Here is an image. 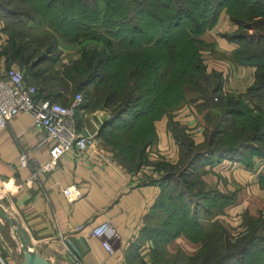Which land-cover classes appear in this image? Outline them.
I'll return each instance as SVG.
<instances>
[{
    "label": "trees",
    "instance_id": "obj_1",
    "mask_svg": "<svg viewBox=\"0 0 264 264\" xmlns=\"http://www.w3.org/2000/svg\"><path fill=\"white\" fill-rule=\"evenodd\" d=\"M39 1L41 3H38ZM111 2L113 1L108 2V8L114 16H104L102 21H98L100 18L97 17L96 0H36L37 7L30 11L15 4L8 7L0 6L2 12L0 17L6 20L0 25V31L7 37L5 45L0 50V55L5 57L7 66L14 63L25 71L24 75L38 79L37 90L41 96L55 100L64 98L65 93L68 96L70 91H82L85 95L79 106L86 104L91 109L99 105L107 107L111 103V98L115 97L114 88L120 87L121 89L120 84L128 87V82H132L133 85H130L124 99L119 101L121 105L115 106L110 119L100 128L99 135L115 147L120 139H125L126 144L122 143L118 149L128 151L129 154L124 156L120 152L115 154V157L122 166L130 171H136L141 165L150 162L149 147L155 141L156 135L154 121L160 117L169 116L168 126L177 146H182V140L175 130L181 135L185 130L177 122L171 120L172 113L168 115L170 112L168 108L172 102H175L174 98H170L173 92L182 95L180 86L183 82L182 74L186 71L177 69L178 72L168 79L163 54L151 60L144 56V50L149 51L160 47L172 50L176 47V37L179 38L181 34H185L184 42L188 45L185 60L191 66L192 72L188 71L186 75L191 80L195 74L199 81L206 82V84L208 81L211 82L208 85H211V89L207 100L212 103L213 108L218 110L215 117L217 119L214 122L215 128L211 131L203 128L205 134L201 143L209 146L204 152L208 155H216L213 154L216 152L219 157L216 161L232 155L240 157L244 151L264 158V0H156L157 7L151 6L145 0H116V4H111ZM222 7H225L226 12L239 28V31L235 33L237 36L234 37L238 47L232 52V61L236 65L255 67L252 83L244 95L237 98L221 92L219 74L214 73L210 77L205 73L204 67L198 60L197 43L199 41L192 37L197 34L200 26L214 18ZM135 20L142 22L148 29L144 30L136 26ZM50 21L58 35L53 31H48L47 27L45 32L35 33L34 29L39 28L38 23L47 26ZM244 22H250L251 25L246 28ZM94 24H104L108 28L107 31L113 33V37H118L119 44L130 48L133 55H142L138 61L132 60L133 68H130L129 60L126 59H120L121 61L116 65L117 56L114 57L112 53L111 40L109 37L105 39L102 34L92 32ZM59 29H63L64 32L61 33ZM250 29L253 30L251 34L248 31ZM46 37L52 38L54 43L47 45L44 40ZM62 41L66 42L67 45H63L68 54L70 53L67 61L62 63L59 69L52 66L40 67L41 64L50 60L49 54L54 49L60 48ZM124 56H128V53H124ZM51 60L54 61L52 58ZM114 65L118 74L127 75L128 82L119 81L114 84V75L110 73L105 76V86L102 87L106 90L105 94L96 89L89 99V94L86 93L87 87L101 84L97 83V80L101 78V70L107 66L114 67ZM203 91L208 90L203 89ZM216 93H219L218 103L212 101L214 97L212 94ZM230 117L241 118L240 123L243 126L236 125L239 127V132L234 134L235 139L227 137L226 144L215 147L216 139L221 138L220 136L224 133L227 134L221 124ZM247 125L249 129L245 130L244 127ZM207 132H209L208 136ZM187 136L186 138H189L187 151L190 154L186 160L189 166L195 163L202 152L189 151L195 148L196 143L191 134ZM245 141H251V145L244 144ZM253 142H259L260 145ZM181 153L180 151L179 159ZM239 160L242 159L239 158ZM243 160L242 162L248 165V162ZM180 163L184 162L180 160ZM165 164L172 165L168 161H160L155 166L159 170H164ZM175 166L173 164L170 167ZM165 178L163 175L160 195L152 209L162 195ZM223 198V196L220 197V199ZM209 199L210 197L206 196L205 200L192 201L190 208H182V213L184 210L187 211V219L195 224L199 223L202 211L206 210L210 213L207 207ZM149 235L151 233L146 226L141 231L140 242L151 238ZM254 239L243 238L240 244L235 245L225 241L226 248L230 246L232 249L228 247L226 250L220 248L216 250L214 246L215 251L213 254L211 252L210 264H262V260H252L249 261L252 263H248L247 256L254 247L248 250L247 245H252ZM199 256L196 254L192 260L199 261V264H205L208 261L207 256L204 259ZM136 258L135 254L134 264H145L141 259ZM150 264H153L151 253Z\"/></svg>",
    "mask_w": 264,
    "mask_h": 264
},
{
    "label": "crops",
    "instance_id": "obj_2",
    "mask_svg": "<svg viewBox=\"0 0 264 264\" xmlns=\"http://www.w3.org/2000/svg\"><path fill=\"white\" fill-rule=\"evenodd\" d=\"M6 38L0 31V50ZM233 48L225 38L217 37L216 49L220 53L230 54ZM12 65L17 66L14 63L7 66L5 57L0 55V77ZM235 70L236 76H241L238 77L241 84L251 82L253 67L240 65ZM24 80L36 84L38 89V79L24 75ZM110 117V111L103 105L94 109L80 105L75 112L76 129L83 135H95V143L83 152L64 155L51 169H41L48 162L49 148L43 141V130L33 124L30 114L20 113L0 130V205L22 225L36 251L50 264H134L135 254L150 264L147 239L142 242L139 239L161 191L163 172L155 165L160 161L175 162L178 146L168 126V116L160 117L154 121L156 135L149 147L150 162L130 171L116 160L111 146L99 135ZM171 120L188 128L195 143L202 142V123L193 111L187 108L173 111ZM24 152L29 153L27 166L18 161ZM218 167H227L223 176L238 184L235 201L224 208L219 220L225 219L233 226L230 217L236 219L254 203L264 208V190L255 183V176L231 162H219ZM65 187H72L80 196L66 198L62 193ZM101 221H108L114 230L111 253L98 238L87 235L88 226ZM80 225L84 229L78 232L74 228ZM6 230L0 223V235ZM5 237L7 240L8 236ZM175 244L184 242L176 238ZM8 252L3 246L0 264H21L20 259Z\"/></svg>",
    "mask_w": 264,
    "mask_h": 264
},
{
    "label": "rangeland",
    "instance_id": "obj_3",
    "mask_svg": "<svg viewBox=\"0 0 264 264\" xmlns=\"http://www.w3.org/2000/svg\"><path fill=\"white\" fill-rule=\"evenodd\" d=\"M35 1L36 0H0V6L8 7L15 4L24 10L26 9L30 11L37 7ZM96 1L98 6L97 17L98 19L100 18L98 21H102L104 16H114V13L108 8V2L110 0ZM112 1L113 2H111V4H116V0ZM145 1H147L153 7H157L156 0ZM38 3H41V1ZM1 15L2 12L0 10V16ZM230 17L231 16L228 15L225 7L220 8L216 16L204 22L198 29L197 34L192 35V37L199 41L197 43L198 60L204 67L205 73L210 75V77L214 73L219 74V77L221 78V92L227 95L230 94L237 98L244 95L248 86L252 83L254 72L251 82H247L246 85H244L245 82L241 84V79L238 78L241 76H236V66L240 65H236L232 61V52L238 47V44L234 41V37L237 36L235 33L239 31V28ZM4 22H6V20H3V18L0 17V25ZM134 23L141 29H148L146 25H144L139 20H135ZM38 24L39 28L34 29L35 33L37 34L45 32L46 27L48 31H53L55 33L57 32L54 29L51 21L48 22L47 26H45V24ZM244 25V27L247 28L249 25H251V23L244 22ZM83 27H86V25H83ZM107 29L108 28L104 24H94L91 31L102 34L105 39H108L107 37H109L112 42L110 45L112 47V53H114V57L117 56L115 62L116 65L121 61L120 59H126L129 60L130 68H133L134 64L132 60L138 61L142 55H133V53L130 52L131 49L126 47V45L119 44L118 37H113V33L110 31L108 32ZM59 31L61 33L64 32L63 29H59ZM248 31L251 34L253 30L250 29ZM184 36L185 34H181L179 38L178 36L176 37V47L172 50H169L165 47H160L149 51L144 50V56L146 58L149 57L152 60L154 57L158 58L163 54V58L166 60L168 79H171L175 73L178 72L177 69L186 71L182 74L183 82L180 86L182 87V95L173 92V94L170 96V98L175 99V102H172V104L169 106L168 110L170 109V112H168V115L169 113L177 111L178 109L187 108V110L193 111L195 115L198 116L199 122L202 123V128H205L207 131H211L215 128L214 122L217 119H215V117L218 114V110L213 108L211 106L212 103L207 100L208 96H210L211 89V85H208L211 82L208 81V84H206V82H201L195 74H193L191 80L186 75L188 71L190 73L192 72L191 66L187 64L185 60V57L187 56L188 45L184 42ZM217 37L225 38L228 42L234 45V48L230 54L220 53L216 49ZM44 40H46L47 45L54 43L52 38L46 37ZM65 41H62L60 48L54 49L53 52L49 54L50 60L41 64L40 67L52 66L55 67V69H59L62 63L67 61L70 53L68 54L66 48L64 47L67 45ZM113 47H115V49ZM124 53H128V56H124ZM51 58L54 59V61H52ZM228 66L230 68L229 70H226ZM126 68L127 66L125 69ZM253 68L255 70V67ZM116 71L115 65L114 67L107 66L101 70V78L100 80H97V83L101 84L98 86L90 85L86 89V93L89 94V99L92 97V94H94L96 89L100 93L105 94L104 92H106V90H104L102 87L105 86V76L110 75V73H112V76L114 75V84L119 81L128 82L127 75L118 74ZM225 72L228 73L227 76L229 75V78L227 77V79L224 77ZM128 83V87L125 84H120L121 89L120 87L114 88L115 97L113 99L111 98V103L106 107L110 111V114L112 111H114L116 105H121L119 101L124 99V95L129 91L130 85H133L132 82ZM33 85L37 87L36 84ZM224 86L226 87L225 91L223 90ZM72 89L73 88H71V90ZM203 89H207L208 91L204 92ZM78 94L80 95L81 102H83L85 92H76L75 90L70 91L68 96L65 93L66 96H64V98L55 99V101L67 106L71 103V99H73ZM70 96L73 98H69ZM212 97V101L214 103L219 102L217 100L219 93H216L215 95L212 94ZM247 104L249 105L248 102ZM248 105L244 104V106ZM246 110L247 109H245V111ZM227 119V121L221 124V127L227 131V134L224 133L222 136H220L221 138L216 139L214 143L215 147L226 144L228 142L226 141L227 137L235 139L236 137L234 134L239 132V127H236V125L243 126L240 123L242 121L241 118L230 117ZM179 126L185 130L182 135L179 133V131L175 130L178 137H180L182 140V146H178V157L176 161L168 162L169 164H175L176 166L171 168L170 166L172 165L169 166L165 164L166 167L164 170H162L163 175L166 177L163 180L162 195L158 199L155 207L150 211V215L148 216L146 222V226L151 233V235H149L151 238L147 239L149 255H147V253L146 255L148 261H150L151 253L153 264H199V261L196 262L192 260V257H194L196 254H199L201 259H204L207 256L208 261H206L205 264H210L211 262L209 261L212 258L211 252L213 254L215 251L214 246L216 250L218 248L226 250L228 247V249H232L230 246L226 248L225 241H229L232 245H235L237 243L240 244L243 238L247 240L250 238H255L252 245H247L248 250H250L252 246L254 247L250 250L249 255L247 256L248 263H252L249 262L252 260H262V264H264V208L260 207L259 204L254 203V206L250 207L249 209H245L241 214H239L238 217H235L236 219L230 217L229 220L231 224H234L233 226H231L230 223H226L225 219L219 220L218 217L224 215V208L229 205V202L231 200L232 203L235 201L232 198L238 192V184H236L237 182L235 181H229L228 178L223 176V172L226 171L227 167L217 168V163L222 161L226 163L231 162V165L235 164L236 166H240V168L244 169V171L246 170L247 173L249 172L251 175L255 176V183H258L261 189L264 190V158L255 156L248 151H244L240 157L237 155H232L231 157L221 158L220 160L216 161L219 159L217 153H213L216 155H208L207 152L205 153L204 151H206L209 146L200 142L196 143L195 148L189 150L195 151L196 153L202 152L201 155L197 157V163L195 161L194 164H189V166H187L188 161L186 158L190 152L187 151L189 138H186V136H189L190 132L184 125L179 124ZM244 128L245 130H248L249 126L247 125ZM202 133L204 136V130ZM208 134L209 132H207V136ZM113 139H115V137ZM122 143L126 144L125 139H120L118 141L117 147L108 143L111 146L114 155L120 152L123 153L124 156L129 154L128 151L118 149ZM245 143H249L251 145V141H245L244 144ZM253 143L260 145L259 142ZM212 149H214V147H212ZM180 151L182 152V155L179 159ZM239 158L248 162V165L243 163L242 160H239ZM116 160L119 161L118 158ZM180 160H182L184 163L181 164ZM206 196L210 197L207 202V207L210 209V213L206 212V210L202 211L201 215L199 216V223L195 224L187 219V211L184 210L182 213V208H190L192 201H196L197 199L205 200ZM221 196L224 198L220 199ZM186 200L188 202H186ZM0 223L7 229L5 233H2L3 231H1V235L4 234L5 236H8V239L6 240L5 236L0 235V255L2 254L1 252H3L4 246L7 251H9L8 253H10L11 257L13 256L17 260H22L20 241L14 228L5 223L1 218ZM176 238H181V241H183L184 244L174 245ZM190 243L198 245L192 246ZM175 247H177L176 251H174Z\"/></svg>",
    "mask_w": 264,
    "mask_h": 264
},
{
    "label": "built area",
    "instance_id": "obj_4",
    "mask_svg": "<svg viewBox=\"0 0 264 264\" xmlns=\"http://www.w3.org/2000/svg\"><path fill=\"white\" fill-rule=\"evenodd\" d=\"M80 101L79 94L67 106L39 97L36 86L25 82L23 70L11 66L0 77V130L20 113L30 114L33 124L43 130V141L49 148L48 162L41 169H51L64 155L83 152L95 143V135H83L76 129L75 112ZM28 155L24 152L18 157L21 166L28 165ZM62 193L70 199L80 196L72 187L63 188ZM74 229L81 232L84 227L80 225ZM87 235L98 238L104 249L112 252L114 230L108 221L88 226Z\"/></svg>",
    "mask_w": 264,
    "mask_h": 264
},
{
    "label": "water",
    "instance_id": "obj_5",
    "mask_svg": "<svg viewBox=\"0 0 264 264\" xmlns=\"http://www.w3.org/2000/svg\"><path fill=\"white\" fill-rule=\"evenodd\" d=\"M0 218L7 223L9 226L13 227L18 239L21 244L22 260L21 264H50V262L40 255L25 231L22 225L0 205Z\"/></svg>",
    "mask_w": 264,
    "mask_h": 264
},
{
    "label": "bare ground",
    "instance_id": "obj_6",
    "mask_svg": "<svg viewBox=\"0 0 264 264\" xmlns=\"http://www.w3.org/2000/svg\"><path fill=\"white\" fill-rule=\"evenodd\" d=\"M79 106V105H78ZM20 246H21V244H20Z\"/></svg>",
    "mask_w": 264,
    "mask_h": 264
}]
</instances>
